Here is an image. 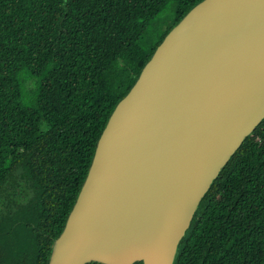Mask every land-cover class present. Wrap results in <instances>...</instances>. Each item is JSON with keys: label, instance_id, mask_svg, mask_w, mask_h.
<instances>
[{"label": "trees", "instance_id": "16d2710c", "mask_svg": "<svg viewBox=\"0 0 264 264\" xmlns=\"http://www.w3.org/2000/svg\"><path fill=\"white\" fill-rule=\"evenodd\" d=\"M169 1L0 0V201L22 183L32 192L15 212H0V264L48 263L110 116L202 0H178L173 25L147 50ZM182 246L178 264H264V121L202 201Z\"/></svg>", "mask_w": 264, "mask_h": 264}, {"label": "water", "instance_id": "95a60500", "mask_svg": "<svg viewBox=\"0 0 264 264\" xmlns=\"http://www.w3.org/2000/svg\"><path fill=\"white\" fill-rule=\"evenodd\" d=\"M264 121V0H202L98 140L47 264H178L202 201Z\"/></svg>", "mask_w": 264, "mask_h": 264}, {"label": "rangeland", "instance_id": "374dc122", "mask_svg": "<svg viewBox=\"0 0 264 264\" xmlns=\"http://www.w3.org/2000/svg\"><path fill=\"white\" fill-rule=\"evenodd\" d=\"M178 0H170L167 7L160 13V15L153 21L150 26L146 40L144 41L145 49L149 50L159 39L161 34L170 28L175 20L177 13ZM28 89L34 90L35 83L30 82Z\"/></svg>", "mask_w": 264, "mask_h": 264}, {"label": "flooded vegetation", "instance_id": "af4514ba", "mask_svg": "<svg viewBox=\"0 0 264 264\" xmlns=\"http://www.w3.org/2000/svg\"><path fill=\"white\" fill-rule=\"evenodd\" d=\"M7 194L11 200H8L6 197L2 196L0 201V209H2L0 212H2L4 215H6L8 212H15L17 210L16 207L25 204L28 202L29 198L32 197V192L25 183H22V187L20 186L16 189H12L11 187L8 188L5 195Z\"/></svg>", "mask_w": 264, "mask_h": 264}]
</instances>
